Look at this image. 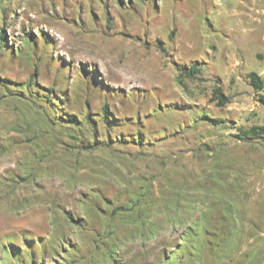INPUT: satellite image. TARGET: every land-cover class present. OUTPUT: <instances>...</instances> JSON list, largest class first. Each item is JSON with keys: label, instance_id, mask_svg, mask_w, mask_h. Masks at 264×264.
<instances>
[{"label": "rangeland", "instance_id": "1", "mask_svg": "<svg viewBox=\"0 0 264 264\" xmlns=\"http://www.w3.org/2000/svg\"><path fill=\"white\" fill-rule=\"evenodd\" d=\"M1 31L0 264L22 235L35 264H264V0H0ZM133 188L160 224L125 234Z\"/></svg>", "mask_w": 264, "mask_h": 264}, {"label": "trees", "instance_id": "2", "mask_svg": "<svg viewBox=\"0 0 264 264\" xmlns=\"http://www.w3.org/2000/svg\"><path fill=\"white\" fill-rule=\"evenodd\" d=\"M4 40H5L4 32L1 31V34H0V45L5 47L6 45H5ZM263 47H264V41H263ZM257 55H258V57L261 56V54H257ZM178 71H179L178 78H180V76H182V77H184L186 79H190V80L194 79V75L200 72L199 68L196 66V64L194 62H190V64L187 67H181L180 69H178ZM246 79H247L248 85L254 91L261 92V91L264 90V81L256 72H253V71L248 72L246 74ZM29 83H31L30 80H29ZM30 85L32 86V84H30ZM30 85L28 87H30ZM215 93L220 94V89L216 88ZM61 100L62 99H61L60 96H55V98H53V99H51V97L48 96V99L46 100V102H48V103L50 102L51 105L55 106L54 102L56 101V102L60 103ZM219 103L223 104V101L221 100ZM64 116L66 117L65 119H62V117L59 118V119L64 120L66 122L69 121L70 119H71L70 121H73L75 119L74 116L73 117L70 116V115H64ZM77 117L78 118L81 117L79 119V122H82V123L83 122H87L90 119L88 116H83V117L82 116H77ZM98 118H99V120H97V122H100L102 124H108V125L111 122H114V121L118 122V121L122 120L121 118H118L117 116H116V118H114V119L112 118L111 119L109 117L108 109L106 107H103L101 109L100 113L98 114ZM213 121L215 123L214 125H218V123H217L218 120L217 119H213ZM87 123H89V121ZM247 133L252 135V136H260V135L264 134V127H252L249 130L245 131V134H247ZM132 191L139 192L142 195L136 201H133V200L127 198V197H124L122 199V201L120 202L121 204H119L120 207L129 205L126 209L120 210L118 212L119 215H121V216H132L133 215V218L129 220L130 221L129 223H123L122 224L121 227L123 228V230H125L124 233L126 234L127 230L129 231V227H131L133 225L138 227L139 230L142 229L143 227H145L148 231H149L150 227L151 228H155V227L157 228L160 223L157 224L156 221L150 220L151 219L150 218L151 214L144 212V208H150L149 206H150V202H151V200H150L151 190L149 191V189L146 188L144 191H142V189H138L136 191V189L133 188ZM132 204H135V206L133 207ZM178 206L179 207L181 206L185 210H187V208L184 205H177V207ZM111 209L112 208H110V211H113ZM182 211H183V209H182ZM179 215H180V218H178ZM181 215H182V212H180L177 215L178 223H180L182 221L181 220ZM146 224L147 225L150 224V226L146 227L147 226ZM172 226H174V225H172ZM190 227L192 229L196 228V227H194V225H192ZM153 230H156V229H153ZM205 231L206 230L203 229L204 233H205ZM130 235H128V237H131ZM137 237L138 238L141 237V232L140 231L138 232ZM6 246L7 247L4 248L3 253L5 255H7L9 258L13 259V261H16L18 264H22L20 259L23 258L24 256H27L29 258L31 264H35L33 259H36L35 256H36L38 250H39V252L42 253V255H45V250H44L43 243L39 239H34V238L29 237L27 235H22L21 239H20V241H19V243L17 245L13 244V243H10V242H7ZM216 256L219 257V255H216ZM216 256L215 255L211 256V254L208 253L207 257H205L204 260H202V262L200 264H210L209 261H208L209 259L213 263V260H214V258ZM4 257H6V256H4ZM51 262L54 263V264H58L57 262L53 261V259L51 260ZM41 264H43V263H41Z\"/></svg>", "mask_w": 264, "mask_h": 264}]
</instances>
